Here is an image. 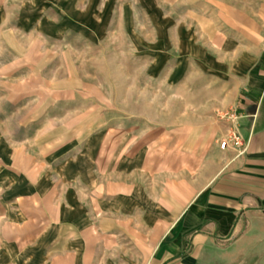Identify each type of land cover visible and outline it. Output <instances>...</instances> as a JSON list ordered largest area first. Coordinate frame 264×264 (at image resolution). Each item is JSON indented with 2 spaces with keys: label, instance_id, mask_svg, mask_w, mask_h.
Instances as JSON below:
<instances>
[{
  "label": "crops",
  "instance_id": "0c3cea01",
  "mask_svg": "<svg viewBox=\"0 0 264 264\" xmlns=\"http://www.w3.org/2000/svg\"><path fill=\"white\" fill-rule=\"evenodd\" d=\"M159 1L201 69L115 123L66 42L83 0H0V264H264V0Z\"/></svg>",
  "mask_w": 264,
  "mask_h": 264
},
{
  "label": "rangeland",
  "instance_id": "374dc122",
  "mask_svg": "<svg viewBox=\"0 0 264 264\" xmlns=\"http://www.w3.org/2000/svg\"><path fill=\"white\" fill-rule=\"evenodd\" d=\"M82 4V31L67 34L66 42L80 59L83 93H100L102 115L115 123L136 121L138 115L151 120L160 116L157 108L176 105L169 95L173 79L201 69L187 60L189 50L162 48L185 9L173 11L159 0Z\"/></svg>",
  "mask_w": 264,
  "mask_h": 264
},
{
  "label": "built area",
  "instance_id": "2783aa9c",
  "mask_svg": "<svg viewBox=\"0 0 264 264\" xmlns=\"http://www.w3.org/2000/svg\"><path fill=\"white\" fill-rule=\"evenodd\" d=\"M217 116L225 126L224 134L218 139L220 149H232L238 157L242 156L246 151V143L241 133L243 114L233 107L220 110Z\"/></svg>",
  "mask_w": 264,
  "mask_h": 264
}]
</instances>
